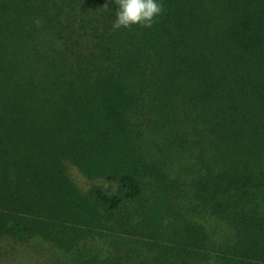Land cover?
<instances>
[{
  "label": "trees",
  "instance_id": "1",
  "mask_svg": "<svg viewBox=\"0 0 264 264\" xmlns=\"http://www.w3.org/2000/svg\"><path fill=\"white\" fill-rule=\"evenodd\" d=\"M161 3L0 0V264H264V0Z\"/></svg>",
  "mask_w": 264,
  "mask_h": 264
},
{
  "label": "clouds",
  "instance_id": "2",
  "mask_svg": "<svg viewBox=\"0 0 264 264\" xmlns=\"http://www.w3.org/2000/svg\"><path fill=\"white\" fill-rule=\"evenodd\" d=\"M115 6L113 29L131 28L133 25L150 27L162 12L161 0H105L107 5Z\"/></svg>",
  "mask_w": 264,
  "mask_h": 264
},
{
  "label": "rangeland",
  "instance_id": "3",
  "mask_svg": "<svg viewBox=\"0 0 264 264\" xmlns=\"http://www.w3.org/2000/svg\"><path fill=\"white\" fill-rule=\"evenodd\" d=\"M74 174L76 175V179L79 182V184L81 185H85V179L83 178V176L81 174H79L77 171H74Z\"/></svg>",
  "mask_w": 264,
  "mask_h": 264
}]
</instances>
